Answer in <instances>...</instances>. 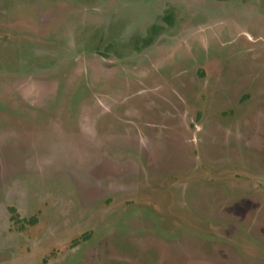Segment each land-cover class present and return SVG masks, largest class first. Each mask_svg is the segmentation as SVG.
Listing matches in <instances>:
<instances>
[{
  "label": "rangeland",
  "instance_id": "obj_1",
  "mask_svg": "<svg viewBox=\"0 0 264 264\" xmlns=\"http://www.w3.org/2000/svg\"><path fill=\"white\" fill-rule=\"evenodd\" d=\"M0 264H264V0H0Z\"/></svg>",
  "mask_w": 264,
  "mask_h": 264
},
{
  "label": "trees",
  "instance_id": "obj_2",
  "mask_svg": "<svg viewBox=\"0 0 264 264\" xmlns=\"http://www.w3.org/2000/svg\"><path fill=\"white\" fill-rule=\"evenodd\" d=\"M166 20H167L168 22H170V20H171V16L167 17V18H166ZM10 210L13 212V214H14V213H15V211H16V210H15V209H13V208H12V209H10ZM11 219H13V220H15V221H16V218H14V217H12ZM27 223H28V224H29V223H30V224H33V223H34V220H33V221H31V222H30V221H28ZM78 243H79L78 241H75V242H74V245L76 246V245H78Z\"/></svg>",
  "mask_w": 264,
  "mask_h": 264
}]
</instances>
